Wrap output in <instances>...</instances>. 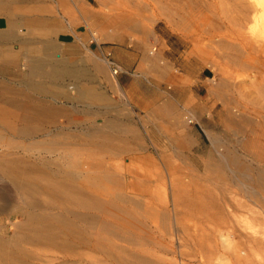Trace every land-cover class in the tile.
Returning a JSON list of instances; mask_svg holds the SVG:
<instances>
[{
	"label": "rangeland",
	"instance_id": "1",
	"mask_svg": "<svg viewBox=\"0 0 264 264\" xmlns=\"http://www.w3.org/2000/svg\"><path fill=\"white\" fill-rule=\"evenodd\" d=\"M234 1H45L48 8L51 7L53 10V12H47V15H58L59 18L58 22L54 20L43 22L44 28L47 27L53 31L51 36L58 45L57 53H60L62 58H65V55L69 58L74 55L75 50L64 48L63 44L58 41V36L64 37V32H66L68 34L65 35V38L69 40L70 32H74L75 29L82 31L89 41L91 51L87 52L88 45H86L85 61L84 59L78 61L80 64H87V58H89L94 71L82 75L80 78L66 79L59 83L63 85L58 86L57 89L64 92L55 101L51 97L38 95L34 96L32 100L52 107L61 106L66 109H75L83 117L82 121L86 119L85 123L81 122L77 126L71 125L66 128L62 127L63 125L67 126L65 118L58 117L56 127H59L58 129L63 132L57 135L58 138H54L81 143L80 146L77 144L73 147V149L77 147L75 152L78 151L77 158L81 162L108 164L112 167L117 165L115 168L119 169L120 175L122 172L119 171L122 168V171L131 174L127 180L132 179L136 185H134L135 187L128 186L129 188L125 189V193H127L125 196L128 198L131 195L129 198L132 199L136 195L138 201H135L136 198L132 201L136 203L141 201L136 206L128 207L133 208L135 214L137 212L138 219L147 224L145 227L147 230L142 229L144 231L142 232L141 229L136 228L140 230L143 240L140 239L130 244L122 241V245L128 247L127 250L137 251L145 258L157 262L156 264H211L213 258L217 256L224 259H228L230 256L232 264L237 262L239 264L241 258L240 264L241 262L242 264H257L260 258L264 257V185L248 182L243 178L241 180L235 178L224 164L221 165L220 159V153L224 151L223 145L227 144L250 164L249 173L253 177L257 176L258 169H264V161L258 162L253 153L249 152V150L259 152L258 148L261 147L260 151L262 152L260 153H264V47L258 48L250 43L239 30L243 24L248 22L252 11L248 0ZM121 2L126 3L128 9L135 12L138 28L142 29L143 22L146 24L147 27L143 26L144 33L140 30L123 32L122 27H117L120 25L112 20L93 15L94 17H90L92 19H88L93 30H98L102 24H107V30L111 34L101 40L96 39L100 35L99 33L93 34L92 30L88 29L85 24L87 16L85 17L84 10L105 9L108 12L110 9L109 12L112 13L117 11L116 5L123 6ZM20 3H22L20 5L22 7L15 10L18 22H21L20 19L23 17L30 18L29 8L34 4L32 2ZM40 3L42 2L36 4ZM135 3H139L136 5L143 8L137 7ZM154 3L157 9L152 8ZM238 3L240 4L238 5ZM69 12L74 14L70 15ZM108 20L109 25L106 23ZM30 21L28 19L24 25L21 23L20 26L18 25L20 34L29 31L35 25ZM257 22L264 23V17L259 18ZM151 47L156 49L153 53L150 50ZM73 60L78 64L77 60ZM110 62L119 65L121 71L118 74H113ZM6 68L2 67L0 80L3 79L6 83L13 84L12 86L18 85L21 80H15V74L7 71ZM23 69L25 68L23 67ZM156 73V76L162 75L163 78L157 80ZM200 74L210 77L207 83L209 94L202 93V98L199 97L195 88L197 86L196 77ZM121 75L126 77L123 83L119 80ZM175 76H179L182 81L185 80L187 83L185 90L175 89ZM172 81L173 83H171ZM72 82L103 91L107 98V111L102 112L103 109L100 105L102 102L90 101L89 105L91 104L93 112L83 115L81 103H77L75 100L69 102L63 96L67 92L75 97V90H69L64 86ZM104 116L107 119L120 120L127 126L133 127L134 131L142 138L141 146L131 143V140L127 138V140L116 138L113 141H117L114 143L117 149L114 148L113 143L109 144L110 146L107 144V147H104L105 150H103L104 148L96 149L92 142L93 145L83 146L82 144L87 141L83 131L84 127L89 123L101 124ZM189 118L192 119L191 122H187ZM239 126L242 131L239 130ZM49 128L54 129L55 125L49 126ZM215 136L221 138L220 143L213 141ZM51 137L47 136L46 138ZM9 140H11V145L8 147L4 143ZM28 141L30 140H26V138L5 136L0 143V147L4 145L1 148L5 149H1L0 154L13 150L9 154L13 156L24 154V157L28 156L31 160L39 161L37 160L39 157L37 149L26 151L20 145ZM82 146L86 149H83ZM79 148L84 151L81 152ZM110 149L111 151H109ZM2 150L4 151L2 152ZM42 155L50 161L53 160L52 162L56 161L59 164L65 162L63 157L57 158L55 153L42 152ZM85 156L87 158L83 159ZM139 156L140 158H138ZM209 163L212 166L221 165V169H218V177H213L214 179L212 176L209 179V176L204 175L202 166ZM150 164L152 165L150 166ZM153 164H157L156 167ZM131 165H135L136 169L139 168L138 171L133 170ZM222 166L225 167L222 168ZM165 167H168L169 171L167 170V172L172 175V178L175 176L173 185L177 186L176 188L170 185V175L166 173ZM140 168L141 170L142 168L143 170L148 169V171L146 170V173H142V175L139 171ZM183 171L187 173V175H183L185 179L182 176L185 174ZM222 171L224 172L222 173ZM148 172L151 175L148 176ZM219 174H222L227 181L221 180L219 177L222 175ZM157 175H159V179L156 177ZM164 175L169 178L167 176L164 178ZM181 177L184 179V183L181 181ZM137 181L143 187L139 186ZM179 181L181 182L179 183ZM145 183L146 187H144ZM5 188L10 190L12 186L7 180L0 177V228L6 229L11 235L17 229L19 230L17 227L25 218L17 213L18 197L13 193V189L4 192ZM143 188H146L145 192H143ZM173 192L174 194H172ZM172 195H175L176 198ZM149 207H152V210ZM210 213L211 215H209ZM86 233L88 238L96 234L90 230ZM118 243L121 244V241ZM79 250L81 258L58 251L42 252V254L39 250L34 249L40 254L39 263H56L64 260L72 262L75 259L76 264H91L93 257L96 258L99 254L91 246L89 248L83 246ZM93 252L97 255L95 256ZM100 257L97 256V258ZM77 259L80 261L79 263ZM109 263L115 264L112 261ZM261 264H264V261Z\"/></svg>",
	"mask_w": 264,
	"mask_h": 264
},
{
	"label": "bare ground",
	"instance_id": "2",
	"mask_svg": "<svg viewBox=\"0 0 264 264\" xmlns=\"http://www.w3.org/2000/svg\"><path fill=\"white\" fill-rule=\"evenodd\" d=\"M45 1L46 0H0V14H6V17L9 18L8 29L0 31V40L12 41V38H16V32L19 33L18 27L20 26V22H18V20L16 19L17 15L15 16V10H17L18 7H22L20 6L22 4L20 2L34 3H31L32 5L29 8V11L31 12L29 19L31 20V23L35 24L30 28L29 31L23 32V34L21 33L23 36L22 40H24V42L21 43V46H18L16 48L9 46L0 47V59L2 58L4 60L3 63L9 62L11 59L16 58L14 56L16 50V52L20 53L21 51H23V53L25 54V56H22L24 57V62L22 61V65L25 68L24 76L21 81H19L18 85L12 86L13 84L6 83L3 79L0 80V143L3 140V137L5 136H12L13 138L19 139L26 138V140L28 139L30 141H28L27 143L20 144L22 145L23 150L28 151L29 149H37L39 156L37 159L39 161H36L31 160V158L29 159L28 156L24 157V154L20 156H13L12 154H9L13 150L9 151V153H5V151L2 150V152L4 151V153L0 154V177L2 179L4 178L5 180H7L12 186L13 193H15L18 197L17 203L19 207L17 213L21 214L25 218L22 223H19L20 225L19 227H17L19 228V230L17 229L11 235L8 234L6 229L2 227L0 228V264H76L75 259H73L72 262L64 260L56 263H39L38 260L40 258V254L34 251V249L39 250L40 253L58 251L66 255L81 258L79 248L83 246H85L86 248L87 246L88 248L89 246H91L92 249L95 250V252H98L100 254L97 255L93 252L95 256H101L100 258H97V256L96 258L93 257V259L91 260V264H110L109 261H112L115 264H156L157 262L155 263L151 259L145 258L143 255H140V253H138L137 251H133L131 249L127 250L126 248L128 247L122 245V241H125L126 243L129 242L130 244L140 239L143 240L139 229L144 232L142 229H145V227H147V224L138 219L137 212L135 214V210H132L133 208L128 207L133 205L136 206V204L140 203L141 201L140 200L137 203L135 202L137 200L136 195L133 196L134 198L132 199L129 198L131 197V195H129V199L125 196V194H127L125 193V189L128 186L131 187L136 185V183H134L132 179V181L127 180L130 177L129 175L131 174L126 171H122V168V170L119 171L122 172V174L120 175V173H118L119 169L117 170V168H115L117 165L115 167H112L108 164H85L86 162H81L77 158L76 153L78 151L75 152V150H77V147L76 149H73V147H75L74 145L78 144L80 146L81 143H76V141H67L66 139L61 140L54 138L63 132L62 130L58 129L59 127H56L58 117L63 116L65 118L67 126L63 125L62 127L66 128H69L71 125L77 126L78 124H81V122L85 123L84 121L86 119L82 121L83 117L80 116L78 114L79 111L77 112L75 111V109H66L61 106L52 107L46 104H42V102H35L34 100H32L34 96L38 95L44 97H51L55 101L56 99L60 98L64 92L62 90L57 89L58 86L63 85L59 83H62V81L66 79H75L77 77L80 78V76L82 75H87L86 71L81 70L84 68H78L77 62L75 63L72 58L65 59L62 58L63 56H61L60 53H57L58 45L51 36V33L53 31L49 30V28L47 29V27L44 28L43 22H46L47 20H54L58 22L59 18L57 17V14V16L52 14L47 15V12H53V10L51 7L48 8L49 6L45 4ZM37 2L42 3L36 4ZM146 3L149 4L150 2ZM122 4L123 6H120V4L118 6L116 5L117 11L112 13L109 12L110 9H107L108 12L105 9V11L103 9H96L95 11L89 9L84 10L85 14H83L85 15V17L87 16L85 24L87 25L88 29H91V32H93V34L99 33L100 35L97 38L94 36L96 39L101 40L102 38L111 36V34H109L107 30V24H102V26L98 30H93V26L90 24L88 19H92L90 17H94L95 15L105 19L108 18L113 22L119 24L120 26L117 27H122L123 32H128L129 30L143 31V26L147 27L146 24L143 22V26L141 25L142 29L140 27L138 28V21H135V12L131 9H128L126 3L123 2ZM136 4L139 5V3H135V5ZM239 4L240 3H238V5ZM152 5V8L157 9L155 3ZM137 7L141 8L142 6ZM44 13L46 14V16L44 15ZM72 13L70 14L69 12L70 15L74 14ZM144 17L148 18L147 16ZM72 20L74 21V18H72ZM22 21H24L23 18ZM149 22L151 23V21ZM106 23H108L109 25V20ZM147 24L149 25V23ZM150 50L153 53L156 49L154 47H151ZM153 63H155L154 60ZM157 73L155 74V76L157 75ZM159 73L161 74L162 72ZM161 78H163L162 75L156 76L157 80H160ZM171 83H173V81ZM179 84L180 86H183L181 85V82ZM64 86H66L69 90H75V97L71 96L67 92L64 93L63 96L69 102H73V100H75L77 101V103H81L83 107V115L84 113L90 114L93 112L91 111V104L89 105L90 101L100 103L102 102L100 104L103 109L102 112L105 113L107 111L108 103L105 93L103 91L97 90L95 88L91 89V87L87 86H81L77 84V82L65 84ZM94 119L93 121H95ZM191 121L192 119L189 118L187 122ZM52 125H55L54 129L49 128V126ZM84 128L85 129L83 131L87 141L82 145L89 146L93 145L92 143H94L96 149L104 147L106 148L107 144L108 146H110L109 144L111 143H117V141L113 142L116 138H127L131 140V143H135L137 145H140L142 141L141 136L136 131H134L133 127L131 128L127 126L126 124H124V122L122 123L120 120L107 119L105 116L102 117L101 124L98 125L96 123H89ZM240 129H242L241 126H239V130ZM47 136L52 137L46 138ZM42 137L45 139H38ZM11 140L13 141V139ZM11 140L4 143V145H8L9 147L11 145ZM213 141L215 143H220L221 138L215 136L213 137ZM4 145H1V147H4ZM83 146L82 148L86 149V147ZM1 147L0 150L5 149ZM134 147L137 146L134 145ZM105 148L103 150H105ZM114 148L117 149L116 145ZM258 149L259 152L254 150H249V152L253 153V156L258 162L264 161V153H260L262 152L260 151L261 147ZM223 150L224 151L220 153V159L222 161L221 165L224 164L228 168V170L233 173L235 178L240 180L241 178H243L245 181L256 182V184L258 183L260 185H264V169H258L256 171L257 176L253 177V175L249 173V171L251 170L250 164L243 160L240 154L235 149L231 148L227 144H224ZM83 151L81 150V152ZM109 151H111V149ZM42 152L55 153L57 158L63 157L65 159V162L62 164L56 163V161L52 162L53 160L50 161L49 159H46L45 156L42 155ZM86 158L87 157L85 156V158L83 159ZM138 158H140V156ZM50 162H52V164H50ZM122 165L120 166L122 167ZM141 165L144 166V164ZM151 165L152 164H150V166ZM153 165L156 167L157 164ZM221 165L215 164L214 166H212L210 163L205 164L204 167L202 166V168L204 169V175L209 176V179L211 176L212 178L216 177L218 174V169H221ZM134 166L133 170L137 168L136 166L134 168ZM225 166H222V168H224ZM167 168L168 167H165L166 173L170 175V173L167 172ZM138 169L136 170L138 171ZM133 170L132 172H134ZM142 170L140 168V174L146 173V170L148 171V169L143 170L144 172ZM223 172L224 171H222V173ZM183 173H185V171H183ZM144 175L146 176V174ZM149 175H151V173L149 174L148 172V176ZM167 175H164V178ZM183 175H187V173L182 174V176ZM158 176L159 175H157L156 177L159 179ZM174 177L175 176H173L172 178V175H170V178H168L170 181V185H172L173 188H176L177 186L175 187V185H173L175 184L173 183L175 180ZM184 177L185 176H183V178ZM219 178L223 180L225 177L222 175ZM182 179L181 181H183L184 183L185 178L183 180ZM150 180L152 179L150 178ZM181 181H179V183ZM98 185L102 186L97 188L96 186ZM139 186L143 187V185L140 184ZM144 187H146V183ZM99 188H101L102 190ZM5 189H3L4 192L12 190H9V188H7L6 190ZM145 189L143 188L144 191H142L145 192ZM172 194H174V192ZM173 197H175V195ZM134 199L135 201H132ZM149 208L152 210V207ZM175 208L173 209L175 210ZM211 213L214 212L211 211ZM211 213L209 215H211ZM136 228L139 229L137 230ZM88 230L96 234L94 236H92L91 234L92 237L88 238V236H86V234H88L86 233ZM146 230L147 229H145V231ZM118 241H121V244H119ZM240 251L238 252V257L240 255ZM241 259H239V264ZM77 262L79 263L80 261H78L77 259Z\"/></svg>",
	"mask_w": 264,
	"mask_h": 264
},
{
	"label": "crops",
	"instance_id": "3",
	"mask_svg": "<svg viewBox=\"0 0 264 264\" xmlns=\"http://www.w3.org/2000/svg\"><path fill=\"white\" fill-rule=\"evenodd\" d=\"M6 16H7L6 14H3V13L0 14V31L6 30L9 27L8 26L9 25V23H8L9 22V18L6 17ZM28 19L29 18H27V17H23L24 21H22V19H21L22 22H20V23H22V24L27 23L26 20H28ZM67 34L68 33L64 32V37L58 36V41L63 44L64 48H71V49L75 50L74 55H72V56L70 55L71 56L70 58L75 59V60H77V59L78 60L79 59L83 60L84 59V61H85V58H84L85 57V52L84 51L86 49V45H88V49L90 48L89 50L91 51V47H90L89 41L85 37V34H83L82 31H79V30L75 29L74 32H70L69 33L71 35V38L69 40H67L65 38V35H67ZM22 37L23 36L21 34L16 32V38H12V41L0 40V47L9 46V47H15L16 48L18 46H21L22 45L21 43L24 42V40H22L23 39ZM77 38H79L80 40L77 39ZM14 40H16L17 42L14 41ZM7 41L10 43V45H9V43ZM89 50H87V52H90ZM16 51L14 53L15 54L14 56L16 58L11 59L9 62H4L3 63L4 60L1 58L2 59V61H1V59H0V70H2V67H7L6 68L7 71L12 72V73L15 74V80L16 79L21 80L22 77H23V70H24L22 65H21V63L23 61V58H24L22 56H25V54L23 53V51H21V53L20 52H16ZM16 53H18V54H16ZM88 55H89V53H88ZM64 57H65V59L69 58V56H66V55ZM87 60H88L87 64L83 63V64L79 65L80 63L78 62L77 67L78 68H84V69H81V70L86 71L87 74H90V73H92L94 71V67L89 62L90 61L89 58H87ZM5 64H7V65H5ZM87 69H88V71H87ZM125 78H126L125 75H121L119 77L120 82L121 83L125 82ZM209 79H210V77L208 75H206V74H202V75L200 74V75H198L196 77L197 86L195 88H196L197 93H198L200 98H202V93H204V92L209 94V86L207 84ZM177 81L179 83L181 82V85H183V86H180V84ZM175 84H177V85H174L175 89H179L180 91H183V89L185 90V88H187V83L185 82V80L182 81L179 76H175Z\"/></svg>",
	"mask_w": 264,
	"mask_h": 264
},
{
	"label": "clouds",
	"instance_id": "4",
	"mask_svg": "<svg viewBox=\"0 0 264 264\" xmlns=\"http://www.w3.org/2000/svg\"><path fill=\"white\" fill-rule=\"evenodd\" d=\"M248 2L252 11L248 22L243 24L239 30L250 43L258 48L264 47V23L257 22L259 18L264 17V0H248ZM262 261L264 257H261L257 264H261ZM211 264H232V260L230 256L228 259L217 256L213 258Z\"/></svg>",
	"mask_w": 264,
	"mask_h": 264
},
{
	"label": "built area",
	"instance_id": "5",
	"mask_svg": "<svg viewBox=\"0 0 264 264\" xmlns=\"http://www.w3.org/2000/svg\"><path fill=\"white\" fill-rule=\"evenodd\" d=\"M110 67L112 69L113 74H115V75L121 71L119 65L116 64L115 62H110Z\"/></svg>",
	"mask_w": 264,
	"mask_h": 264
}]
</instances>
